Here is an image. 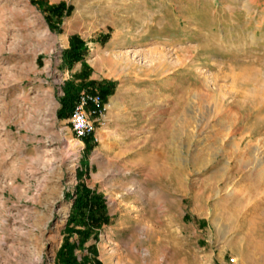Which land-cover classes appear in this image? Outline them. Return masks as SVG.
Wrapping results in <instances>:
<instances>
[{"label":"rangeland","instance_id":"374dc122","mask_svg":"<svg viewBox=\"0 0 264 264\" xmlns=\"http://www.w3.org/2000/svg\"><path fill=\"white\" fill-rule=\"evenodd\" d=\"M82 92L105 106L95 143L62 105ZM81 188L97 225L71 219ZM66 247L264 264V0H0V264Z\"/></svg>","mask_w":264,"mask_h":264},{"label":"trees","instance_id":"16d2710c","mask_svg":"<svg viewBox=\"0 0 264 264\" xmlns=\"http://www.w3.org/2000/svg\"><path fill=\"white\" fill-rule=\"evenodd\" d=\"M73 40H76L75 43L71 44L69 50L65 54H67L72 62H75L82 57V43L77 40V38ZM75 99L76 97H73L72 94H67L66 97L63 98V107L70 111ZM101 216H103V208L98 197L90 195L88 191L81 188L72 206V221L83 225H88V223H90L94 226L99 224ZM58 257L62 264H76L73 260L71 247H66L65 251H61L58 254Z\"/></svg>","mask_w":264,"mask_h":264},{"label":"built area","instance_id":"2783aa9c","mask_svg":"<svg viewBox=\"0 0 264 264\" xmlns=\"http://www.w3.org/2000/svg\"><path fill=\"white\" fill-rule=\"evenodd\" d=\"M105 106L100 94L82 92L73 102L69 115V129L75 139L98 141L96 125L104 124Z\"/></svg>","mask_w":264,"mask_h":264},{"label":"bare ground","instance_id":"6f19581e","mask_svg":"<svg viewBox=\"0 0 264 264\" xmlns=\"http://www.w3.org/2000/svg\"><path fill=\"white\" fill-rule=\"evenodd\" d=\"M108 106V105H107Z\"/></svg>","mask_w":264,"mask_h":264}]
</instances>
